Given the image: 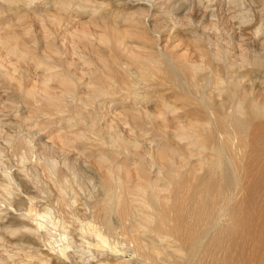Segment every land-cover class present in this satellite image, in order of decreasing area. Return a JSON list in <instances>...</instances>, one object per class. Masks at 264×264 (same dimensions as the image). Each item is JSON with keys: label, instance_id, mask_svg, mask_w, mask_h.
<instances>
[{"label": "bare ground", "instance_id": "6f19581e", "mask_svg": "<svg viewBox=\"0 0 264 264\" xmlns=\"http://www.w3.org/2000/svg\"><path fill=\"white\" fill-rule=\"evenodd\" d=\"M65 1L52 0L51 4H47L46 0H0V14L17 12L21 7H24L29 11L30 17L35 19V22L48 23L52 29L63 31L70 27L72 29V26H78L75 31L69 32L72 34H70L71 36L74 35L81 41L84 40L90 48L94 47V42H106L108 48L112 51L111 54L109 53L111 65H108V61L100 57L103 69L107 70L103 79L95 76V71H90L84 72L87 74L86 79L78 77V80L74 81L57 71H51L48 65L40 63L37 59L33 61V58H31L34 64H32L33 69L39 65L41 68L43 67L44 72L31 75L33 74L30 73L31 69L25 68L24 75L34 81L33 87L27 88L25 94L31 98H34L37 94L45 98L46 109L60 114L65 124L64 130L58 129L59 126L58 128L53 125V127L48 126L49 128L47 127V131L43 135L46 136L45 142L40 146L44 151H47V149L50 151L54 148L60 151L59 153L63 156V166L62 168L57 167L54 163L56 159L53 161L50 159L36 160L38 158L35 159L33 156L31 161L28 162L34 170L32 169L33 171L28 173L25 172L26 168L21 169L20 172L18 171V178L23 191L30 198L35 197V192L29 187H31V184H35L38 175L37 169H39L40 174L47 177L52 184L53 193L49 195V201L56 204L57 207H55L58 208L59 213H66L69 210L71 212L74 209L76 211L78 207L76 203L79 197L78 199L75 198L77 195L74 193L71 180L75 179L74 181H77L79 170L72 163L70 164L68 153L71 145H74L76 149L79 148L76 145L80 144L83 138H87L84 132H88L93 137V143L101 148L97 161L99 167L103 169V173L96 179L97 183L94 186L99 194L97 196L87 195L84 204L88 208V217H91L92 221L100 222L107 230V236L111 231L109 238L112 237V231L116 230L115 234L121 236L125 249L137 258V264L224 263L225 255H227L229 249V241L233 235L235 236L238 233L237 229L233 232L222 229L221 219L227 217L230 220L240 221L242 214L248 212L247 210H250L251 207L257 211L259 207L264 206V168L259 161L264 160V94L262 93L261 99L259 96L261 93H257L258 90H254L252 84L247 87L249 83L245 85V81L240 76L242 75L240 73L242 67L237 66V68L232 69L231 64L226 62L228 50L219 49L213 44L216 47L210 51V57H206L207 62L203 64L193 63L191 66L193 73L199 80L196 93H186L187 96L196 100L197 105L195 106L201 109L203 118H197L195 122L189 121L188 127L184 128L182 121L174 115L177 114L179 109L186 106L182 105L181 108H177L170 102H163L158 110L148 107L152 102L151 96L159 92L157 86L163 80L156 78V72L151 65L160 64L161 57L165 58V56L164 54L157 56L152 51H142L140 48L136 49V46L133 47L127 42V38L132 36L150 40L152 35L147 37L148 35L133 30V28H121L106 21L99 23L94 19L95 16L88 17V21L74 22L66 16L69 6H66L67 2ZM92 2L94 1H90L84 8L77 3H73L72 0L70 5L77 6L78 10L83 9L84 13L90 12L95 15L97 8L95 4L92 6ZM165 7L167 6H158L155 12H152V8H149L147 9V16H152L153 20L159 18V16L170 14L169 10H164ZM141 18L139 19L141 20ZM163 21H159V23ZM136 24L137 26H135ZM139 24L141 22L134 21L133 26L138 27ZM90 27L95 28V30L100 29V32H92L89 29ZM50 31L51 29L49 33H51ZM62 44H66L65 41ZM0 46H4L8 54L16 55L19 59L27 54V47L24 43L12 45L7 40L0 39ZM52 48L57 51L56 48ZM64 52H69L66 47H64ZM80 58H82L81 55ZM241 59L240 61L245 62L244 56H241ZM214 60L224 62L225 72L220 71L219 68H213L211 61ZM253 60L254 64L261 62L256 58ZM15 69L16 67L8 68L0 60V74L6 80L16 82L17 85V77L12 72ZM170 70L173 74L176 69L171 68ZM175 77L178 76L175 75ZM55 81L59 82L58 89L52 84ZM118 94H121L122 97L119 95L120 99L116 100L115 96ZM186 95L180 97L190 102L189 97H186ZM137 98L138 100L142 98L143 103L134 104L132 102L134 110L128 113L130 116L124 114L120 109V111L115 110L112 113L113 120H116V122L119 120L124 123V126L127 124L131 128L134 132L133 139L122 136L116 130V125L111 124L104 128L98 125L99 109L97 108H103V105L109 104L107 106H110V108L114 106L115 109H118V104H122L126 99H133L134 101ZM190 110L185 111V113H189ZM195 111L200 110L195 109ZM143 115L148 122H155V126L163 133L164 138L155 141L152 136H146L148 134L144 133L141 128L134 126L138 124L137 119L140 116L144 117ZM125 118H129L130 121L126 122ZM169 123L172 124L173 128L171 132ZM9 134L3 137L5 143L14 152H18L20 163H25L29 157L26 156L33 154L34 149L30 145L29 137L20 134L17 136ZM168 134H171V138L176 140L178 144L172 145L169 143L170 137L168 138ZM201 135H203L201 145L196 144L195 139L198 140ZM142 149L143 151H141ZM72 150L75 149L72 148ZM207 150L212 151L211 155H207ZM76 151H79V149ZM125 155L138 160H146L155 165V171L150 174L143 168L136 166V172L139 174L140 180L132 185L129 184L130 170L126 167V161L122 160ZM77 156L75 160L79 158L80 153ZM120 157L122 161H119L118 158ZM175 158L178 159V163ZM263 160L262 162H264ZM257 161L259 167L251 175V167L247 166L246 163L253 165ZM240 175L241 179L243 176H245V179L247 178L243 184H241ZM0 187L3 193L10 194L7 185H0ZM241 189L248 193H255L257 206H252L251 202L244 204L247 207L242 209L244 200L252 197V194L250 197V194H247L241 199ZM75 211L73 213L78 212ZM248 214H245V217ZM249 217H251V214H249ZM260 218L264 222V215ZM19 219H22V216ZM253 221L255 224L257 223V216ZM0 226L1 228L5 227V225ZM22 229L32 236L38 234V231L29 227H22ZM18 230H21V227H18ZM45 232L50 235L52 233L50 228H46ZM62 233L65 234L66 232L63 231ZM65 235L63 237L66 240ZM99 235H101V232ZM103 236L105 234H102ZM97 237L102 239L100 236ZM82 238L86 237L83 236ZM104 238L106 239V236ZM50 242L57 243V240L52 237ZM84 243L88 244V242ZM96 244L92 245L96 246ZM111 245L113 244L111 243ZM56 246L59 250L56 264H70L66 263L70 254L67 255L68 252L65 251L67 245L63 243ZM98 246L96 247L98 248ZM89 251L87 252L89 253ZM260 260L263 262L262 256ZM74 262L72 264H79L78 261ZM44 264H50V262Z\"/></svg>", "mask_w": 264, "mask_h": 264}, {"label": "rangeland", "instance_id": "374dc122", "mask_svg": "<svg viewBox=\"0 0 264 264\" xmlns=\"http://www.w3.org/2000/svg\"><path fill=\"white\" fill-rule=\"evenodd\" d=\"M90 1L92 0H72L73 3H77L83 8L84 6L86 7V4ZM93 1L92 6L95 4L97 8V10H95V15L90 12L84 13L83 9L78 10L77 6L70 5L71 0H66V6H69L66 16L70 17L74 22L88 21L91 16H95L96 18L94 19L99 23L106 21L121 28H133V30L144 33L146 36L148 35L147 37H151L152 35L150 40L130 36L127 38V42L133 47L136 46V49L140 48L142 51H152L157 56H162L164 54L165 58L161 57L160 64L155 66L151 65L152 69L156 72V78L158 80H163L157 86L159 92L151 96L152 102L148 105L150 109L158 110L163 102H170L177 108H181L182 105L186 106L179 109L177 114L174 115L182 121L184 128L188 127L189 121L195 122L197 118L202 119L203 113L199 107L195 106L197 105L196 100L186 95V93L195 94L199 83L198 77L193 73L191 66L193 63H206V57H210V51L216 46L219 47V49L228 50L226 62L231 64L232 69L237 68V66L242 67L240 70L242 75L240 76L242 80L245 81V85L249 83L247 85V87H249V85L252 84L253 89L258 90L257 93H261V95L258 94L260 98L263 96L264 0ZM46 2L47 4H51L52 0H46ZM164 5L167 6L164 10H169L170 14L162 15L158 12V14L160 13L162 16L153 20L152 16H147V9L152 8V12H155L158 6ZM16 16L19 17L17 18ZM139 18H141V20ZM158 20L160 22L164 20V23H159ZM134 21L141 22V24L145 26L139 24L138 27H135L137 24L133 26ZM153 25H155V27H153ZM77 27L78 26H72V29L70 27L65 31L54 30L48 23L35 22V19L30 17L29 11L24 7H21L17 12H4L0 14V39L7 40V42L12 45L24 43L27 47V54L23 56L22 59H19L16 55L8 54L4 46H0V60L8 68L16 67L12 72L13 75L17 77L16 81L18 83L16 85V82L13 83L12 81L6 80L3 75L0 74V185H7L10 189V194L6 195L0 187V225H5L4 228L0 226V264H44L49 262L50 264H56L57 256H59V250L56 245L63 243L67 245L65 248L66 253L68 252L67 255L70 253L73 257L72 258L69 254L70 257L68 255L69 259L66 258V263L72 264L73 261H78L79 264H137V258L133 257L132 254L125 249V244L121 236L115 234L116 230L112 231V237L109 238L111 231H109L107 236V230L104 226L100 222L92 221L91 217L87 215L88 208L84 204L85 197H87V195L97 196L99 194V191H97L94 186L97 183L96 179L103 173V169L99 167L97 161L101 148H98V146L93 143L91 134L84 132L87 138H83L80 144L76 145L79 147V151H76L78 149H76L74 145L69 147L68 157L70 158V164L72 163L73 166L79 170V172L77 170V181H74L75 179L71 180L73 182L74 193L77 195L75 198L78 199L79 197L76 203L78 205L76 211L71 208V210H73L71 211L72 213L69 212L70 210L66 213H59L56 204L49 201V195L53 193L52 184L47 177L40 174L41 171L39 169H37L38 175L36 176L35 184H31V187H29V189L35 192L34 198H30L20 186L18 171L20 172L21 169L25 168V172L27 173L33 171V167L30 166L31 164L28 162L31 161L33 156L35 159L36 157L38 158L36 160L50 159L53 161L56 159L54 163L57 167L62 168L63 156L59 153L60 151H57L56 148L50 151L49 149L44 151L40 144L42 145V143L45 142L46 136L43 135H45L48 126H57V128L59 126L58 129H65L64 120L61 119L60 114L46 109L47 105L45 98L38 94L34 98H31L25 94V90L29 87H33L34 82L32 78H27L24 75L25 68L28 67L31 69L30 73H33L31 75L40 72L43 73L44 69L39 65L36 66L37 68L34 67L35 70L33 69V61L37 59L40 63L48 65L51 71H57L77 81L78 77L86 79L87 74L84 72L95 71V76L102 79L106 76L107 70L103 69L100 57L108 61V65L112 63L110 59L112 51L108 48L106 42H94V47L90 48L84 40L81 41L78 37L74 35L71 36L72 34L69 32L72 30L75 31ZM50 29L51 33H49ZM89 29L92 32H100V29L95 30L93 27ZM63 41H65L66 44L63 45ZM52 47L56 48L57 51ZM64 47L68 49V53L64 52ZM80 55L82 58H80ZM241 56L245 57V62L240 61ZM31 58H33V61ZM255 58L261 60V62L254 64L253 59ZM211 64L214 69L219 68L220 71L225 72L224 62L214 60L213 62L211 61ZM171 68L176 69L175 73L172 74ZM174 74L179 78L175 77ZM25 79L29 80L27 81ZM58 83V81L52 83L56 89H58ZM253 94L257 96V94ZM119 95L122 97L121 94H118L115 96L116 100L120 99ZM181 95L189 97L190 102L181 98ZM137 100L134 99L133 101V99H126L122 104H118V109H115L114 106L110 108V106H107L109 104L106 103V105H103V108L98 106V125L103 128L111 124L116 125V130L122 136L133 139L134 132L131 128H129L127 124L124 126V123L119 120H117V122L113 120L112 113L120 109L124 114L130 116L128 113L133 112V105L135 103H143L142 98ZM195 109L200 111H195ZM188 110H190L189 113H185V111ZM125 120L126 122L130 121L129 118H125ZM137 123L138 124L134 126L141 128L144 133L148 134L146 136H152L155 141L162 137L164 138L163 133L155 126V122H148L145 116H140V118L137 119ZM171 123L173 124V121ZM171 123H169L170 132L173 129ZM8 132L12 136L20 134L22 136H27V138L29 137L30 145L34 147V149L33 154L26 156L29 157L25 163H20L18 152H14L8 144L5 143L3 137L8 135ZM202 136L203 135L199 137L200 140L195 139L196 144L201 145L203 141ZM168 138V142L172 145L178 144L176 140L171 138V134H168ZM72 148L75 150L73 151ZM141 151H143V149ZM78 153H80V156L75 160ZM211 153V150H207V155H211ZM41 154L44 158L41 157ZM118 159L119 161H126V167L130 170L129 184L131 185L140 180L139 174L136 172V166L143 168L150 174L153 173L152 171H155L156 168L155 165L146 160H138L131 156L128 157L127 155H125L124 159L121 157ZM262 160L263 159L259 161L264 168V162H262ZM175 161L178 163L177 158H175ZM246 165L251 167V175H253L256 168L259 167L258 161L257 163H253V165H248V163H246ZM251 175L249 176L251 177ZM242 179L244 180L245 176H243ZM242 179L241 184H243V182L245 183L247 180V178L244 181ZM29 189L28 191H30ZM91 191L93 194L90 193ZM240 192H242L240 194L241 199L247 194H250L249 197L252 194L242 189ZM19 198H21L22 201ZM17 199L19 202L16 201ZM256 199L257 196L253 193L252 197L244 200L245 202L243 203L242 209H246L247 207L244 204H249L251 202L252 206H257ZM258 209L259 210L255 211L251 207L250 210H247L248 212L242 214L243 217L241 216L240 221L230 220L227 217L221 219L222 229L228 232H233L237 229L236 231L238 233L235 236L233 235L229 241V249L227 255H225L224 263L222 264H264V222L260 220V217L264 215V206ZM74 211L78 212L73 213ZM247 213L251 214L253 218L251 219L249 214L245 217ZM255 214L258 220L257 223L260 224H255L253 221L256 217ZM21 216L22 219H19ZM18 227H21L22 231L18 230ZM22 227H29L36 230L38 234L32 236L29 232L27 233L26 230L22 229ZM48 227L52 232L51 235L45 232L46 228L49 229ZM61 231H65L67 235ZM99 231L101 235H99ZM68 234L70 238H72L71 241ZM102 234H105L106 239L104 238L105 236L102 237ZM63 235L66 236V240ZM83 236L90 241H86L87 239L82 238ZM97 236L102 237V239H98ZM52 237L56 238L57 243L50 242ZM83 241L88 242L87 245L91 244L89 246L94 248L87 247L86 243ZM105 241L108 242L105 243ZM97 242L98 244H96ZM111 243L113 245H111ZM92 244L99 246L97 248ZM86 249L87 251L91 249V252L89 251L88 253ZM261 256L263 262L260 260Z\"/></svg>", "mask_w": 264, "mask_h": 264}]
</instances>
